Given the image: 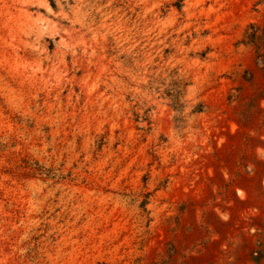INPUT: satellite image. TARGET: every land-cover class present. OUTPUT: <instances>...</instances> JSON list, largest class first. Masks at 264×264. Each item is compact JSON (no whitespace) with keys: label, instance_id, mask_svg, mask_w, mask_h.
<instances>
[{"label":"rangeland","instance_id":"374dc122","mask_svg":"<svg viewBox=\"0 0 264 264\" xmlns=\"http://www.w3.org/2000/svg\"><path fill=\"white\" fill-rule=\"evenodd\" d=\"M0 264H264V0H0Z\"/></svg>","mask_w":264,"mask_h":264}]
</instances>
